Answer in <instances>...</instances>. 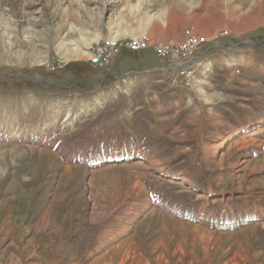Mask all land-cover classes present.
Listing matches in <instances>:
<instances>
[{"label": "rangeland", "instance_id": "374dc122", "mask_svg": "<svg viewBox=\"0 0 264 264\" xmlns=\"http://www.w3.org/2000/svg\"><path fill=\"white\" fill-rule=\"evenodd\" d=\"M187 32L186 66L88 61ZM242 38L264 45V0H0V246L100 231L133 236L113 264H264V48L221 46Z\"/></svg>", "mask_w": 264, "mask_h": 264}, {"label": "crops", "instance_id": "0c3cea01", "mask_svg": "<svg viewBox=\"0 0 264 264\" xmlns=\"http://www.w3.org/2000/svg\"><path fill=\"white\" fill-rule=\"evenodd\" d=\"M201 32L207 39H212L214 35L212 31L198 30L199 34ZM108 236L99 231L87 234L86 237L80 236L78 239L74 235L68 239H60L53 233H46L45 229L36 235L34 242L29 240L20 247L11 244L0 246V264H113L112 260L116 258L115 261H117L122 250L108 254L121 247L129 239L133 242L134 240L131 235L119 236L115 239ZM107 239L113 244H107ZM137 247V245L134 246V251L140 255Z\"/></svg>", "mask_w": 264, "mask_h": 264}, {"label": "built area", "instance_id": "2783aa9c", "mask_svg": "<svg viewBox=\"0 0 264 264\" xmlns=\"http://www.w3.org/2000/svg\"><path fill=\"white\" fill-rule=\"evenodd\" d=\"M205 42L204 38L192 32H187V37L184 41L158 42L145 37L135 38L126 42L107 39L98 44L89 54L88 61L96 68L108 69L114 58L124 50L130 52L151 51L160 59H170L175 66H186L188 65L189 57Z\"/></svg>", "mask_w": 264, "mask_h": 264}, {"label": "trees", "instance_id": "16d2710c", "mask_svg": "<svg viewBox=\"0 0 264 264\" xmlns=\"http://www.w3.org/2000/svg\"><path fill=\"white\" fill-rule=\"evenodd\" d=\"M231 42H233V44L231 43L232 46L246 45V46H249V47L254 48V49L264 48L263 41H260V40L255 41L252 39L242 38L241 40L240 39H233ZM232 46H227V47H232ZM227 47H225V48H227ZM207 50L210 51L211 48L208 47ZM122 52H124V56L127 58V60L131 59V56H130L131 54H129L130 51L124 50ZM127 52H128V54H127ZM134 56H139V54H136ZM99 70L101 72L105 71L104 69H99ZM108 77L113 78L112 75H109ZM22 83H23L24 87L28 88V89H30L32 87H37V88H41L45 91H50L53 96H68V92L71 90L81 93L84 91H91L94 89L91 86H86V85L78 84V83H69L65 87V85H63V84H57V83L49 84L48 82H45V83L44 82H37L31 78L25 79L24 77L22 78Z\"/></svg>", "mask_w": 264, "mask_h": 264}, {"label": "water", "instance_id": "95a60500", "mask_svg": "<svg viewBox=\"0 0 264 264\" xmlns=\"http://www.w3.org/2000/svg\"><path fill=\"white\" fill-rule=\"evenodd\" d=\"M231 43V41H225L221 44V46H224V45H229ZM107 72L103 73L102 75V79L106 76Z\"/></svg>", "mask_w": 264, "mask_h": 264}]
</instances>
